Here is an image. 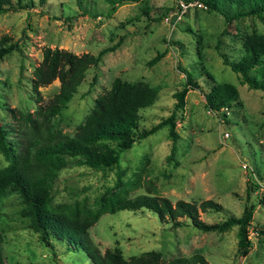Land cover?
<instances>
[{"label": "rangeland", "instance_id": "374dc122", "mask_svg": "<svg viewBox=\"0 0 264 264\" xmlns=\"http://www.w3.org/2000/svg\"><path fill=\"white\" fill-rule=\"evenodd\" d=\"M176 2L123 1L110 9L105 0H21L23 7L0 11V35H9L18 45L0 58V122L6 137L14 138L22 121L11 110L34 115L57 91V78L38 86V96L31 89L32 69L43 47L96 53L118 41L96 65L86 69L77 90L51 117L52 129L72 134L95 97L119 76L144 81L157 91L153 103L139 109L138 129L174 111L175 149L168 156L171 141L168 125L162 124L121 151L116 166L66 165L52 183V203L84 198L93 205L104 189L115 187L119 174L126 186L134 182L128 187V196L156 193L172 202L178 198L196 204L205 198L218 202L219 211L198 208L199 217L206 222L239 215L251 204L246 227L251 245L245 255L236 252L235 225L224 231L201 230L183 216L177 217L182 224L172 225L145 207L104 213L88 232L100 252L118 246L125 258L153 249L166 260L198 253L203 262L195 264H264V233L259 232L264 205L258 201L264 192V93L249 88L223 61V57L233 61L240 56L247 34L264 33V12L225 22L204 4L188 3L177 9ZM156 52H162L161 57L147 64ZM183 70L199 84L188 87L182 107L175 108L173 92L185 82ZM202 70L213 80L235 86L236 97L228 106L218 111L206 106L203 91L209 79ZM6 163L0 151V167ZM23 205L13 191L0 198L5 264H86L84 252L73 246L55 240L51 247L45 245L20 212Z\"/></svg>", "mask_w": 264, "mask_h": 264}, {"label": "trees", "instance_id": "16d2710c", "mask_svg": "<svg viewBox=\"0 0 264 264\" xmlns=\"http://www.w3.org/2000/svg\"><path fill=\"white\" fill-rule=\"evenodd\" d=\"M43 2L44 0H38ZM109 8L123 1L105 0ZM185 2L189 0H183ZM208 10L218 12L225 22L242 15H260L264 12V0H200ZM23 7L21 0H0V11ZM118 41L100 47L96 53H74L70 50L45 46L41 58L32 69L31 89L38 96V86L57 78V91L47 104L31 112L11 110L14 117L21 119L18 135L7 138L0 122V151L6 159L0 167V198L9 192H16L24 204L20 212L28 218V225L38 232L40 240L52 246L53 240L73 246L83 251L86 264H195L203 262L200 254L174 256L162 259L157 250H147L138 255L125 258L118 246L106 247L102 252L92 242L88 228L104 213L117 210L148 208L159 218H166L172 225H180L185 217L189 223L201 230L224 231L236 226L237 248L239 255H245L251 245L246 227L251 219L252 205L244 206L239 215L229 214L219 222H206L199 217L201 210L219 211L221 205L210 199H202L196 204L192 200L175 199L156 193H136L127 195L128 187L118 174L114 188L104 189L94 199V204L84 198L70 202L52 203L51 187L58 171L69 164H84L92 168H109L118 164L119 153L129 148L133 141L152 133L162 124L168 125L170 137V156L175 149L174 111L147 128L138 129L139 109L147 107L156 98V89L144 81H128L115 76L109 88L95 97L91 109L72 134H62L52 129L50 119L55 115L77 90L84 72L94 66L101 55L114 49ZM17 41L7 34L0 35V58L13 49ZM162 52H156L147 64L157 61ZM230 68L239 73L242 82L249 88L260 89L264 93V33L251 32L242 40V50L236 60H226ZM185 82L173 92L175 108L182 107L184 94L188 87H197L199 82L192 78L188 70H183ZM209 79L203 91L206 106L218 111L236 97L232 83L213 80L210 73L202 70ZM15 113H17L15 115ZM250 186H247V189ZM264 205V192L258 198ZM260 233H264V220ZM0 264H5L1 252ZM83 255V254H82Z\"/></svg>", "mask_w": 264, "mask_h": 264}, {"label": "built area", "instance_id": "2783aa9c", "mask_svg": "<svg viewBox=\"0 0 264 264\" xmlns=\"http://www.w3.org/2000/svg\"><path fill=\"white\" fill-rule=\"evenodd\" d=\"M176 4H177V9H183L186 4L188 3H191V4H194L196 6H201L202 5V2L200 0H189L187 2L183 1V0H176Z\"/></svg>", "mask_w": 264, "mask_h": 264}]
</instances>
